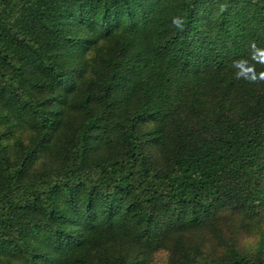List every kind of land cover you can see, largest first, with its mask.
<instances>
[{"label": "trees", "instance_id": "obj_1", "mask_svg": "<svg viewBox=\"0 0 264 264\" xmlns=\"http://www.w3.org/2000/svg\"><path fill=\"white\" fill-rule=\"evenodd\" d=\"M251 41L264 0H0V264H264Z\"/></svg>", "mask_w": 264, "mask_h": 264}, {"label": "clouds", "instance_id": "obj_2", "mask_svg": "<svg viewBox=\"0 0 264 264\" xmlns=\"http://www.w3.org/2000/svg\"><path fill=\"white\" fill-rule=\"evenodd\" d=\"M171 23L179 30L184 29L185 20L182 16H173ZM230 67L234 79L243 80L250 85L264 84V45L249 42L247 55L232 59Z\"/></svg>", "mask_w": 264, "mask_h": 264}, {"label": "rangeland", "instance_id": "obj_3", "mask_svg": "<svg viewBox=\"0 0 264 264\" xmlns=\"http://www.w3.org/2000/svg\"><path fill=\"white\" fill-rule=\"evenodd\" d=\"M238 217L232 220L231 226H233L234 233L238 239V243L242 246L243 249L256 252L260 250L262 242L264 240V218L262 220L244 222L245 224L238 225ZM229 233V234H230ZM167 262V252L159 251L154 255L153 264H166Z\"/></svg>", "mask_w": 264, "mask_h": 264}]
</instances>
